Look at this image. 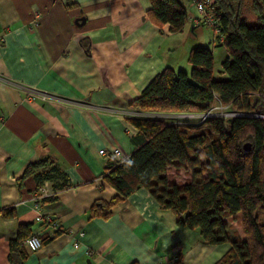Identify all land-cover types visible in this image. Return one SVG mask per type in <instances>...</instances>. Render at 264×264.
Masks as SVG:
<instances>
[{"label": "crops", "instance_id": "crops-1", "mask_svg": "<svg viewBox=\"0 0 264 264\" xmlns=\"http://www.w3.org/2000/svg\"><path fill=\"white\" fill-rule=\"evenodd\" d=\"M183 5L191 12L173 33L148 17L150 0H0V264H12L20 225L49 238L20 264H216L230 250L180 227L145 188L115 204L109 219L90 216L94 203L120 195L103 176L111 159L137 148L129 120L161 115L141 111L136 98L167 67L191 70L192 38L206 25L193 20L191 0ZM184 114L194 116L169 115ZM115 149L120 157L110 158ZM47 159L59 174L22 179ZM9 209L14 216H3ZM38 213L59 228L36 222ZM234 223L230 238L243 239L231 233Z\"/></svg>", "mask_w": 264, "mask_h": 264}, {"label": "trees", "instance_id": "trees-1", "mask_svg": "<svg viewBox=\"0 0 264 264\" xmlns=\"http://www.w3.org/2000/svg\"><path fill=\"white\" fill-rule=\"evenodd\" d=\"M240 2L216 0L223 35L219 44L229 54L222 73L228 79H214L213 50L198 45L188 56L190 72L167 67L134 101L141 111L161 115L203 113L219 102L240 116L232 121L208 117L192 129L158 115L130 119L138 131L133 138L137 148L122 162L111 159L103 176L120 195L90 208L91 218L107 220L115 204L145 188L163 209L176 214L180 227L199 229L208 244H231L216 264H264V222L258 215L264 207V0L254 7L256 23L242 16ZM150 3L147 14L153 22L170 24L173 33L184 30L188 13L181 0ZM172 168L185 170L191 179L183 184L171 181ZM55 174L54 162L47 159L29 165L22 179L34 176L43 182ZM2 214L14 216L13 209ZM238 214L246 237L232 240L228 218ZM30 235V225L19 226L10 243L12 264L28 256L22 241Z\"/></svg>", "mask_w": 264, "mask_h": 264}, {"label": "rangeland", "instance_id": "rangeland-1", "mask_svg": "<svg viewBox=\"0 0 264 264\" xmlns=\"http://www.w3.org/2000/svg\"><path fill=\"white\" fill-rule=\"evenodd\" d=\"M181 1L186 5L189 0H181ZM257 1L258 0H241V2H240L241 3L240 4L241 14H242V16L246 17L250 23H256L257 22V14L254 10V7L256 6ZM189 12H191V9L188 10V13ZM185 31L188 35L187 37L191 38L192 37V34H191L192 30H191L190 26L186 27ZM195 34H196V37L194 38V36H193V38H192L195 40L194 41L195 47L198 46L197 43L202 40L201 42H205V44H203V46H209L213 50L214 61H215L214 79H216V80L228 79V75L225 73H222V71H223L222 63L227 58H229V54L226 51V49L219 44V41L216 40V38H215L216 36H215L213 29L207 25L201 26L198 28V30H196ZM179 69H177V70H179ZM188 72H190V71H188ZM254 100H255V98H254ZM215 106H220L219 102H217L215 104ZM230 112H231V110L227 109V108L219 110L220 116L223 117L227 114V116H225L227 118L231 117L228 115V114H230ZM192 114H194V116H192L191 114H184L181 116H171L169 114H163V115H158V116L164 118L166 120V122H168V123L176 124V125L183 124V125L189 126L190 129H192L193 127L196 128L197 126H200V124L202 122V119L200 116L201 113L195 112ZM248 142L249 141H246L245 146L250 145V143H248ZM250 148H251V146H249V148H246V149H250ZM170 171H171L170 178L175 180L178 177V179L175 180V182L179 183V184L185 183L186 181H188L190 179V176H191L190 173L188 174L185 170L178 172V170H176V169L173 170V168H172V169H170ZM188 175H189V177H188ZM186 176L188 178H186ZM258 215L260 217V221L264 222V207L263 206H261L258 209ZM228 221L231 223L235 222L234 224H232L233 226H232V232L231 233L235 237L240 234V235H242L243 239H245L246 236H245L244 231H243L241 214H238L236 217L228 218Z\"/></svg>", "mask_w": 264, "mask_h": 264}, {"label": "built area", "instance_id": "built-area-1", "mask_svg": "<svg viewBox=\"0 0 264 264\" xmlns=\"http://www.w3.org/2000/svg\"><path fill=\"white\" fill-rule=\"evenodd\" d=\"M192 2H193V7L196 11V16L193 18V20L196 23L198 22L200 24H205L211 27L215 33L216 40H218L219 42L223 41L220 20H219V17L216 16V7H217L216 0H192ZM219 105L220 106L213 105L208 111L201 113L200 116H201L202 121H204L208 117L220 116L219 110L224 109V108L228 109L227 106H224L221 103H219ZM228 115L231 117L240 116L239 113H235V112H230V114ZM225 116H227V114ZM100 153L106 154V151L101 150ZM108 155L110 156V158H115V157H120L121 153L118 149H115L111 151ZM35 221L44 223L56 230L59 228V223L50 215H43L41 213H38L37 216L35 217ZM80 235L82 236L83 233H80ZM42 245H43V242H42L41 237L36 234L30 235L28 238L22 241V246L33 252L38 251L42 247ZM75 247L79 248V244L76 243ZM87 254L91 256L93 252L88 251ZM156 264H177V262L175 260H169L166 263L158 262Z\"/></svg>", "mask_w": 264, "mask_h": 264}, {"label": "water", "instance_id": "water-1", "mask_svg": "<svg viewBox=\"0 0 264 264\" xmlns=\"http://www.w3.org/2000/svg\"><path fill=\"white\" fill-rule=\"evenodd\" d=\"M81 20H82V22H84L85 19H81ZM82 22H81V23H82ZM76 23H77V24H81L79 21H76ZM229 121H232V119L230 118ZM246 148H249V145H246Z\"/></svg>", "mask_w": 264, "mask_h": 264}]
</instances>
